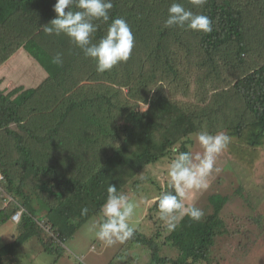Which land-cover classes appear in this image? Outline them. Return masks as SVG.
Here are the masks:
<instances>
[{
  "label": "trees",
  "instance_id": "1",
  "mask_svg": "<svg viewBox=\"0 0 264 264\" xmlns=\"http://www.w3.org/2000/svg\"><path fill=\"white\" fill-rule=\"evenodd\" d=\"M173 2L208 16L212 32L166 27ZM54 3L0 0V63L20 53L44 71L32 88L0 89V223L23 207L14 224L19 233L0 248V260L31 236L42 242L37 221L64 243L100 216L109 184L135 194L141 172L192 152L198 132L229 135L227 159H245L249 168L247 159L258 156L253 147H264V0H207L203 7L192 0H112L110 17L127 21L134 47L127 62L104 73L65 34L43 31L55 18ZM94 23L100 24L95 43L107 25ZM57 54L62 64L52 62ZM235 101L239 108L231 107ZM256 162L249 170L254 175L264 159ZM158 190L174 192L170 183ZM84 207L89 212L81 216ZM146 208L150 231L136 227L121 248L141 247L151 264H222L217 242L226 235L223 218L185 216L168 231L155 198ZM242 236L239 246L251 244L249 231ZM48 242V252L60 250Z\"/></svg>",
  "mask_w": 264,
  "mask_h": 264
},
{
  "label": "rangeland",
  "instance_id": "2",
  "mask_svg": "<svg viewBox=\"0 0 264 264\" xmlns=\"http://www.w3.org/2000/svg\"><path fill=\"white\" fill-rule=\"evenodd\" d=\"M252 23L254 24V22ZM249 26L251 28V24ZM16 56L22 61L16 62L15 67H9L11 70L1 71L0 77L5 76V78L3 77L4 80L0 84V89H3L7 84L10 88H14L20 85L19 83L27 86L26 88H32L43 76L44 71L39 68L36 62L32 60L30 64H26L25 57L23 59L20 53H16ZM236 93L234 89L230 90L234 100L238 97ZM231 107L239 108L240 104L235 101ZM242 144L244 151L251 154L252 150L247 143L243 142ZM261 147L262 144L254 146L253 149L258 151V156L251 158L252 160L247 159L250 161L251 169L254 161H258L255 166L263 162L264 147ZM192 149L193 154L202 153V149L196 140H194ZM227 158L226 151L218 156L216 166L221 171L213 173L209 177L208 189L202 192L188 193L184 202L185 204L197 203L199 209L206 215L216 214L223 218L225 225L220 231L226 235L219 237L217 242V253H220L219 257L222 264H264V255H261L264 252V189L262 188L264 186V165L254 175L249 171V163H246L245 159L241 160V164H234ZM168 165L167 159H163L157 164L149 166L148 172L145 170L141 172L137 179L140 175H144L147 179L140 181L138 189H133L135 194L129 196L138 204L132 223L144 231L149 232L152 224L151 220L143 219L147 212L146 207L157 197L158 188L169 183ZM3 200L7 203L9 201L8 199ZM98 219V215L90 218L63 244H61L63 241L59 240L58 242L47 234L43 221H37L40 226L38 233L42 242L31 236L16 249L5 250L0 264H151L141 247L135 250L132 248L123 249L121 245L124 242H118L111 247L104 246L95 234L88 230L90 223ZM147 225L149 226L148 229ZM236 229L238 230L234 233L233 231ZM246 230L249 231L248 240L251 244L239 246L240 241L242 243L244 241L242 233H245ZM14 232L15 235L19 233L9 218L6 222L0 223V248L8 245ZM228 233H232L234 236H228ZM49 238L54 240L55 247H60L59 251L56 248L52 252L45 249V244L49 243ZM245 247H248L249 250L247 251ZM118 251L120 256L117 255Z\"/></svg>",
  "mask_w": 264,
  "mask_h": 264
},
{
  "label": "clouds",
  "instance_id": "3",
  "mask_svg": "<svg viewBox=\"0 0 264 264\" xmlns=\"http://www.w3.org/2000/svg\"><path fill=\"white\" fill-rule=\"evenodd\" d=\"M192 3L203 7L207 0H192ZM74 7L78 10L74 11ZM112 7V0H55L53 5L55 18L43 26V31L48 35L65 34L86 57L94 60L97 72L111 71L119 63L129 60L134 47L131 27L122 17H110ZM95 21L106 24L107 31L106 35L94 43V34L100 27V24L94 23ZM212 24L213 21L208 16L194 14L177 2H173L168 8V16L165 20L166 27H187L204 34L212 32ZM6 61L7 59L2 64ZM52 62L62 64L60 54L53 57ZM194 138L201 147L202 153L179 152L167 168L169 183L174 192H163L155 198L158 202L159 219L168 231L174 230L176 223L185 216L194 221H199L203 217L204 213L201 209L185 204L184 201L188 193L208 189L209 177L221 171L216 166L217 158L228 149L231 142V137L224 132L211 134L201 131L196 133ZM138 178L141 181L147 179L144 175ZM137 207V202L128 194L119 191L115 184H109L106 199L99 210V219L92 221L88 230L93 232L106 247L124 242L134 236L136 226L132 220ZM88 212L89 209L84 207L80 215L86 216ZM43 226L50 235L49 227ZM50 236L59 242L58 235Z\"/></svg>",
  "mask_w": 264,
  "mask_h": 264
},
{
  "label": "crops",
  "instance_id": "4",
  "mask_svg": "<svg viewBox=\"0 0 264 264\" xmlns=\"http://www.w3.org/2000/svg\"><path fill=\"white\" fill-rule=\"evenodd\" d=\"M16 58H18L17 56H16V54L15 55H13L12 57H10L4 64H2V65H0V73H1V71L2 72H5L6 70H8V69H10L9 67H14V65L16 64ZM19 60H20V62L22 61V59H20L19 58ZM11 70V69H10ZM9 70V71H10ZM4 78H5V76H3ZM3 77H0V84L2 83V81L4 80V78ZM7 85H9V84H7ZM4 86L5 88L6 87H10V86ZM3 87V88H4ZM12 237H11V240L15 237V232H14V234H12L11 235ZM39 241V240H38Z\"/></svg>",
  "mask_w": 264,
  "mask_h": 264
},
{
  "label": "built area",
  "instance_id": "5",
  "mask_svg": "<svg viewBox=\"0 0 264 264\" xmlns=\"http://www.w3.org/2000/svg\"><path fill=\"white\" fill-rule=\"evenodd\" d=\"M2 179H3V177L0 174V180H2ZM17 207H18V209L14 213H12V215L10 216V218L13 222L19 221L21 213L23 212V207H21L20 205H18Z\"/></svg>",
  "mask_w": 264,
  "mask_h": 264
}]
</instances>
